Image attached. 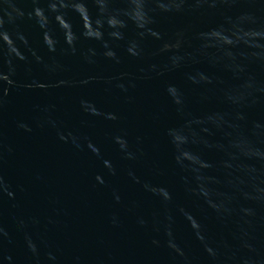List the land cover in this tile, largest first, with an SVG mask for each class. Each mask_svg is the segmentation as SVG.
I'll return each mask as SVG.
<instances>
[{"label": "water", "instance_id": "95a60500", "mask_svg": "<svg viewBox=\"0 0 264 264\" xmlns=\"http://www.w3.org/2000/svg\"><path fill=\"white\" fill-rule=\"evenodd\" d=\"M0 264H264V0H0Z\"/></svg>", "mask_w": 264, "mask_h": 264}]
</instances>
